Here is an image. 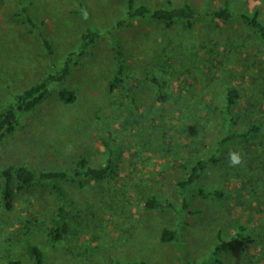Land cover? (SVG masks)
Returning a JSON list of instances; mask_svg holds the SVG:
<instances>
[{"label": "rangeland", "instance_id": "1", "mask_svg": "<svg viewBox=\"0 0 264 264\" xmlns=\"http://www.w3.org/2000/svg\"><path fill=\"white\" fill-rule=\"evenodd\" d=\"M136 1L169 7L186 0ZM189 1L198 11L192 26L183 18L171 26L149 17L126 21L128 0H0V111L73 55L67 80L53 83L0 144V264H35L31 245L46 264H264V40L240 16L258 13L264 22V0ZM227 3L230 20L207 15ZM90 29L98 36L83 50ZM120 52L126 74L111 88ZM230 85L241 91L235 123L226 111ZM63 86L77 92L74 102L59 97ZM253 125L248 138L219 144L227 131ZM231 151L244 154L242 165H229ZM212 152L219 162L182 191L178 182ZM82 157L93 166L111 157L115 168L101 181H61L63 239L50 236L64 203L50 186L24 189L6 207L2 168L71 169ZM198 187L224 195L204 196ZM153 197L173 206H147ZM164 228L178 237L163 240ZM239 232L251 241L222 243Z\"/></svg>", "mask_w": 264, "mask_h": 264}, {"label": "trees", "instance_id": "2", "mask_svg": "<svg viewBox=\"0 0 264 264\" xmlns=\"http://www.w3.org/2000/svg\"><path fill=\"white\" fill-rule=\"evenodd\" d=\"M24 12L27 19L36 24L34 18L29 13L27 7H24ZM207 15L222 19L230 20L233 17V10L230 6L225 4L222 7L215 9H207ZM198 16V11L192 2L186 0L182 5L176 6H159L151 7L147 4H139L136 0H128V11L127 17L124 20H133L138 18L149 17L165 22L171 26L178 19L183 18L188 20V25L192 26L194 19ZM241 18L248 25L253 27L264 40V22L260 19L258 13L249 14L246 12L241 13ZM123 20V21H124ZM98 36V30L90 29L83 36L82 49H86L89 45L95 42ZM44 41L49 52H54L52 42L44 36ZM122 52L119 53V69L111 81V88L115 87L119 83L125 73V62L122 58ZM73 55L66 58L63 66L56 72L49 73L47 76L39 80L37 83L25 88L17 97V100L12 103L7 109L0 111V144L4 139L17 130L21 117L24 114L31 113L34 111L46 98L51 94V85L53 83H64L73 69ZM153 80L162 91L163 83L158 77L152 75ZM59 97L66 102H74L77 99V92L68 87H60L57 90ZM241 97V91L233 85L227 88L226 93V111L231 115L232 123L236 121V108L239 105V98ZM256 126H251L246 129L234 130L231 129L225 133L221 138L219 144L224 145L230 140L238 137L248 138L249 135L256 129ZM219 162L217 152H212L210 155L203 157L197 161L189 171L186 178L181 179L178 182L179 187L182 191L188 192L190 187L195 184L203 173L212 165ZM1 168V167H0ZM114 161L110 157L107 162L100 166H93L89 164L87 157H82L79 161V165L76 168L71 169H43L35 170L28 165L11 164L1 169L2 180L1 188L3 201L7 208L12 209L14 206L15 197L18 193L24 189L32 187L37 183H43L50 186L59 197L64 201L63 205L59 208L58 214L53 220V224L50 227V236L54 240H61L68 232L69 227L67 225V203L66 194L61 183L62 180L67 179H83L98 180L101 181L107 178L114 170ZM198 193L209 196H223L224 193L218 189H207L204 187L197 188ZM147 206L150 207H162V206H173V202L168 200H161L156 197L148 199L146 201ZM190 207L189 198L186 195L184 197L183 208L188 209ZM183 209V210H184ZM179 231L171 228H164L162 232V239L165 241L174 240L178 237ZM223 244H233L240 241H251V237L246 236L244 232H239L237 236L226 240L221 238ZM31 255L35 261V264H46L45 257L42 249L37 245H31ZM8 264H26L21 259H11ZM132 264H147L146 262H133Z\"/></svg>", "mask_w": 264, "mask_h": 264}, {"label": "clouds", "instance_id": "3", "mask_svg": "<svg viewBox=\"0 0 264 264\" xmlns=\"http://www.w3.org/2000/svg\"><path fill=\"white\" fill-rule=\"evenodd\" d=\"M85 18H87V14H85ZM228 162L231 167H238L244 163V154L239 151H231Z\"/></svg>", "mask_w": 264, "mask_h": 264}]
</instances>
